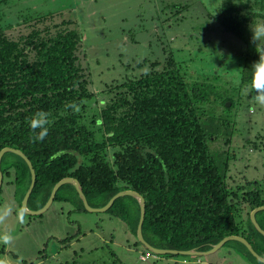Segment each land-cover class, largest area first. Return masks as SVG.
<instances>
[{"label":"trees","instance_id":"obj_1","mask_svg":"<svg viewBox=\"0 0 264 264\" xmlns=\"http://www.w3.org/2000/svg\"><path fill=\"white\" fill-rule=\"evenodd\" d=\"M214 12L210 21L245 44L236 85L214 72L192 76L170 54L160 69L107 84L98 93L101 97L88 87L78 61L81 34L72 20L31 24L26 33L8 36L0 13V150H19L31 164L34 181L27 210L40 209L59 180L73 178L92 208L104 206L120 191L141 195L140 232L152 248L204 252L233 235L264 258V235L250 219L253 209L264 206V186L244 176L228 181L233 155L222 147L231 144L238 122L230 111L240 92L250 87L251 65L259 59L249 26L264 19V0H219ZM45 19L41 15L34 22ZM38 111L50 114L48 133L33 143L28 119ZM245 142L254 144L247 138ZM0 173V194L3 186H11L23 213L21 201L30 185L26 162L5 151ZM55 202L71 205L68 212H89L70 182L54 191L49 206ZM103 212L123 220L136 235V198L120 195ZM41 213L25 214L35 218ZM253 217L264 231V207ZM132 245L141 246L142 254L199 261V254L154 252L138 239ZM222 245L248 264H264L236 239Z\"/></svg>","mask_w":264,"mask_h":264},{"label":"rangeland","instance_id":"obj_2","mask_svg":"<svg viewBox=\"0 0 264 264\" xmlns=\"http://www.w3.org/2000/svg\"><path fill=\"white\" fill-rule=\"evenodd\" d=\"M218 1L90 0L77 4L82 0H1L0 13L8 36L26 33L31 24L41 27L51 20H72L71 26L81 34L78 61L88 87L101 97L98 93L107 84L160 69L170 54L192 76L214 72L236 85L240 52L245 44L216 21H210L209 14H216ZM170 2L179 6L163 8ZM41 15L46 16L45 21L35 23L34 19ZM248 86L230 111L238 122L231 144L222 147L233 155L228 181H239L244 176L257 180L261 188L264 105L255 102L256 93ZM246 138L254 144L245 142ZM11 191V186H3L0 194V207L11 208V214L0 223V233L13 236L9 245L0 243V260L6 264H248L225 245L203 254L189 250V254H199V261L154 254L141 261V246L132 245L135 239L140 240L137 232L129 233L126 223L117 216L103 211L68 212L71 205L55 202L40 216L28 218L25 206L21 208L23 213L17 209Z\"/></svg>","mask_w":264,"mask_h":264},{"label":"clouds","instance_id":"obj_3","mask_svg":"<svg viewBox=\"0 0 264 264\" xmlns=\"http://www.w3.org/2000/svg\"><path fill=\"white\" fill-rule=\"evenodd\" d=\"M252 33L251 41L256 44V52L259 59L252 63L250 69L251 89L255 91L254 100L260 105H264V21H257L250 24ZM49 113L38 111L28 119L30 142L43 141L48 133V117ZM11 214L10 207H0V223H4L7 217ZM13 240L11 233H0V243L9 245ZM0 264H6L4 260H0Z\"/></svg>","mask_w":264,"mask_h":264},{"label":"water","instance_id":"obj_4","mask_svg":"<svg viewBox=\"0 0 264 264\" xmlns=\"http://www.w3.org/2000/svg\"><path fill=\"white\" fill-rule=\"evenodd\" d=\"M227 105H228V102H227ZM5 151H12L16 154H18L19 156H21L24 161L26 162L27 166H28V169H29V172H30V185H29V188L27 190V192L25 193L22 201H21V208L23 209V206H25L26 204V198L28 196V193L30 191V188L31 186L33 185V181H34V172H33V169L31 167V164L30 162L28 161V159L23 155V153H21L19 150H16V149H12V148H9V147H4L0 150V157L1 155L5 152ZM0 180H1V173H0ZM64 182H70L73 184V186L75 187L80 199L82 200V203H83V206L86 210L88 211H104L112 202V200L120 195H124V194H128V195H131L133 196L134 198H136L137 200V203H138V206H139V211H140V216H139V222H138V225H137V229H136V232H137V235L140 239V241L147 247L149 248L150 250L152 251H156L158 253H163L165 251H169V252H173V253H176V252H180V253H189L188 251H173V250H162V249H155V248H152L150 247L142 238L141 236V232H140V222H141V219H142V216H143V198L141 197V195H139L138 193L134 192V191H131V190H124V191H120L118 193H116L115 195H113L111 197V199L102 207L100 208H92L90 207L86 200H85V197L83 195V193L81 192V189H80V185L79 183L77 182L76 179H73V178H63L61 180H59L53 187L52 189V192L48 198V200L46 201V203L38 210L36 211H30L28 210V213H31V214H36V213H39V212H42L43 210H45L47 208V206L49 205L51 199H52V196H53V193L54 191L58 188V186ZM26 207V206H25ZM264 207V206H263ZM263 207H258V208H255L253 209L251 212H250V218H251V221L252 223L254 224L255 228L261 233L264 235V231L261 230L259 228V226L257 225V223L255 222L254 220V212L257 210V209H260V208H263ZM228 239H236L240 242H242L246 247L247 249L252 253V255H254L257 259H259L260 261H264V258H261L252 248L251 246L249 245L248 242H246V240H244L243 238L241 237H238V236H233V235H229V236H226L224 238H222L220 241H218L215 245H213L211 247V249H214V248H217L218 246H220L224 241L228 240Z\"/></svg>","mask_w":264,"mask_h":264},{"label":"built area","instance_id":"obj_5","mask_svg":"<svg viewBox=\"0 0 264 264\" xmlns=\"http://www.w3.org/2000/svg\"><path fill=\"white\" fill-rule=\"evenodd\" d=\"M150 255V253L146 252V253H139L138 257L141 259V260H145L146 258H148Z\"/></svg>","mask_w":264,"mask_h":264},{"label":"crops","instance_id":"obj_6","mask_svg":"<svg viewBox=\"0 0 264 264\" xmlns=\"http://www.w3.org/2000/svg\"><path fill=\"white\" fill-rule=\"evenodd\" d=\"M88 1H90V0H82V2H80V3H77V4H84V3H86V2H88ZM75 4V3H74ZM75 7H77V5L75 6ZM24 212V211H23ZM26 213V212H25ZM206 252V251H205ZM199 253H201V254H203L204 252H199ZM198 254V253H197Z\"/></svg>","mask_w":264,"mask_h":264}]
</instances>
